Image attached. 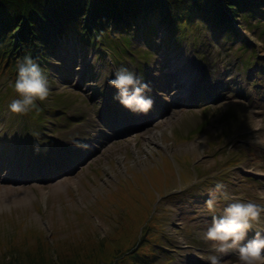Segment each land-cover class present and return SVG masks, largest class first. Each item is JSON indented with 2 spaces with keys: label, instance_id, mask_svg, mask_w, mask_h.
<instances>
[{
  "label": "rangeland",
  "instance_id": "1",
  "mask_svg": "<svg viewBox=\"0 0 264 264\" xmlns=\"http://www.w3.org/2000/svg\"><path fill=\"white\" fill-rule=\"evenodd\" d=\"M154 17L123 35L112 31L118 57L74 32L62 38L44 68L51 92L40 110L11 113L10 99H0V236L31 230L61 241L85 224L104 236L110 197L131 182L136 193L164 194L156 203L164 213L160 239L172 260L162 255L158 264H209L201 258L212 243L203 229L230 202L205 208L214 182L233 199L264 204V13L238 17L236 37L193 15L178 42ZM120 65L143 75L155 103L146 115L126 117L132 124L122 120L128 129L116 137L108 115L130 112L112 100L110 86L94 82ZM154 167L164 169L160 190ZM224 259L236 264L235 251Z\"/></svg>",
  "mask_w": 264,
  "mask_h": 264
},
{
  "label": "trees",
  "instance_id": "2",
  "mask_svg": "<svg viewBox=\"0 0 264 264\" xmlns=\"http://www.w3.org/2000/svg\"><path fill=\"white\" fill-rule=\"evenodd\" d=\"M257 12L264 13V0H0V85L5 90L0 98L15 96L11 82L25 55L47 68L61 39L73 32L94 50L108 49L118 57L117 45L110 40L112 31L123 35L154 15L178 42L193 15L236 37L238 17L246 21ZM165 162L172 172V162L168 158ZM152 170L160 190L167 183L160 176L164 169ZM139 184L146 187L142 178ZM143 190L136 193L130 182L128 188L111 195L110 231L104 236L97 235L90 224L61 241L54 235L49 242L31 230L0 236V264H158L162 255L168 263L172 258L160 239L164 213L160 203L156 205L157 197L164 194Z\"/></svg>",
  "mask_w": 264,
  "mask_h": 264
},
{
  "label": "clouds",
  "instance_id": "3",
  "mask_svg": "<svg viewBox=\"0 0 264 264\" xmlns=\"http://www.w3.org/2000/svg\"><path fill=\"white\" fill-rule=\"evenodd\" d=\"M105 83L114 91L112 100L135 115H146L155 101L149 94L151 85L143 75L126 65L102 70L94 82ZM15 96L7 104L11 113H27L40 110L38 101L46 100L51 92L47 71L31 55H25L17 64L15 79L11 82ZM164 95V94H161ZM102 104V99H101ZM33 136L38 133L33 132ZM221 201H230L220 215H213L202 238L211 241L210 251L201 254L209 264H230L224 257L235 251L236 264H264V228L255 231L251 238L248 230L264 223V204L233 199L222 181L214 182L204 201L209 211H214Z\"/></svg>",
  "mask_w": 264,
  "mask_h": 264
},
{
  "label": "bare ground",
  "instance_id": "4",
  "mask_svg": "<svg viewBox=\"0 0 264 264\" xmlns=\"http://www.w3.org/2000/svg\"><path fill=\"white\" fill-rule=\"evenodd\" d=\"M172 91H173V90L171 89V93H172ZM164 93H165L164 95H167V92H166V91H165ZM189 93H190V91H189ZM169 95H170V94H169ZM179 101H181V100H178L177 103H178ZM156 117H157V116H156ZM158 118H159V117H158ZM158 118H157V121L159 120Z\"/></svg>",
  "mask_w": 264,
  "mask_h": 264
}]
</instances>
